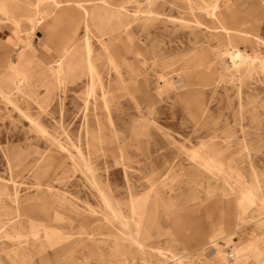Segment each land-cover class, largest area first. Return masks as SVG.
Instances as JSON below:
<instances>
[{
  "label": "rangeland",
  "instance_id": "374dc122",
  "mask_svg": "<svg viewBox=\"0 0 264 264\" xmlns=\"http://www.w3.org/2000/svg\"><path fill=\"white\" fill-rule=\"evenodd\" d=\"M102 1L106 10L94 20L91 3V30L75 38L71 75L52 68L49 84L21 75L0 94V264H226L219 245L216 263L213 248L193 242L221 223H230L232 235L220 236L222 247L231 239L226 253L236 251L230 264H264V0H221L222 15L218 0ZM19 2L24 38L53 53L68 25L41 30L38 16L31 32L24 3L36 0ZM10 34L1 22L0 39ZM5 42L0 58L16 54ZM235 50L246 59L233 63ZM196 151H215L232 168L228 181ZM152 185L168 204H158L142 249L130 208L135 201L139 214ZM51 192L69 204H49ZM80 212L88 223H75ZM54 219L61 229L49 227ZM42 235L64 236L50 246ZM36 236L31 257L14 252Z\"/></svg>",
  "mask_w": 264,
  "mask_h": 264
},
{
  "label": "crops",
  "instance_id": "0c3cea01",
  "mask_svg": "<svg viewBox=\"0 0 264 264\" xmlns=\"http://www.w3.org/2000/svg\"><path fill=\"white\" fill-rule=\"evenodd\" d=\"M58 1L63 5L62 8L60 9H57L54 6V0H49V2H45L44 4H41L42 5L41 9H44L49 15V20L47 22V25L45 26L44 29L41 28V30L48 29L50 31H53L63 24H67L69 29L64 34H62L63 35L62 42L60 45H57L54 48V52L51 54H47L40 49V46H44L46 42L39 41V44L37 45L36 42L34 41L35 38L32 35L28 37L29 39L24 38L23 36V32L25 31L23 30L22 19H20V16L18 15V13L23 9L21 7L23 3H20L19 0H14V1L9 0L8 6L6 5L3 6L2 4H5V3L3 0H0V9H2L3 11H6V10L10 11L6 17L1 16V19H2L1 21L5 22V19H6L7 24L11 29V34H10L11 36L7 40H4V39H0V40L6 41L5 43L11 48V50H16L15 55L8 54L5 57L0 58V82L15 83L21 77V75L26 76L27 78L32 80L28 72L30 69H33L34 77L36 78L37 76H39V79L37 82H40V84L53 83V80L55 79L56 75H55V71H52L51 69L57 68L55 63L62 56L64 48H67L68 46L73 45L72 43H74L75 38L79 33V30L82 29L84 9L90 12L92 9L90 8V6L89 7L87 6L90 5L92 2L95 5H99V6L100 4L101 6L103 5L102 0H58ZM110 1L111 3H115V4L124 2V0H119V1L110 0ZM24 4L29 6L28 14L25 17H27V20L30 24V31H31L33 27L32 25H34V22H35L34 19L37 14H33L34 9H35V7H32L33 2L24 3ZM79 25H82V26L80 27ZM239 29H242L241 26L237 28V30ZM242 33L246 34L248 37L250 36L249 33H246V32H242ZM199 52L200 50L195 49L193 53L189 55L188 58L186 57L187 58L186 63L188 62V60H192V58L197 59ZM204 56H208V54L206 53V55ZM77 60H80L79 55H74V59L68 65L67 75H71L74 72L73 68L75 67L77 63ZM32 82L33 80L31 81V83ZM195 153H199L207 159H212L214 160L216 164L220 165L223 168V170L221 171L223 173V179L227 180L228 176L232 175V168L230 166L226 167L219 160V157L218 155L215 154V151H211L210 153L196 151ZM197 161L201 166H204L203 161L201 162L200 159L199 160L197 159ZM39 195L40 196H38V198H41L40 193ZM146 195L149 196L150 202L144 208L140 209V212L138 215H134L132 212L133 210L131 209L132 207L130 208V214L133 219L132 220L133 222L130 224L134 226L136 221L141 223V239L149 247L150 245L148 244V241H150L151 238L153 237V234L151 233V230L149 227V224L152 221V217L154 219V217L157 216L158 211L156 210L160 202H162L166 207L168 203L166 199L162 196V193L158 189H156L154 185H152L150 191L144 194V196ZM46 196L47 197L44 200H46L49 204L55 205L57 208H60V210H62L64 205H66L67 203L69 204V201L67 200L66 197H55V195H53L52 192ZM153 208H156V209H153ZM71 209L72 211L79 212L78 208L73 205H71ZM57 220L58 219L52 220V222L49 224V227L56 229V230L61 229L60 227H56L52 225V223H54ZM73 220L75 221V223L83 224L84 222L88 223L89 218L86 212L84 213L80 212L79 215L75 217V219ZM73 220L70 219V221H73ZM229 227H230V223H224V224L221 223L220 227L218 228L209 226L208 230L204 231L203 229L197 232L196 235L193 236V242L196 243L197 246L198 244L201 245L199 249H206L207 247L213 248L212 247L213 245H219L222 251H226L229 249L228 247H232V245L230 244L231 239L228 240L227 247H222L220 245V239L222 237L220 236L221 234H224L225 237L231 236L232 235L231 232L226 233V230H228ZM42 236L47 242H49L50 246H54L60 241V239L63 238L64 235H60V236L54 235V236H51L50 238H46L44 235ZM25 238L26 237L17 240L18 241L17 246L15 247L14 252L16 254L28 253L27 256L31 257L29 255L31 253L30 248L31 249L37 248L36 242L39 240L40 236L34 237L33 243H30ZM117 243L119 245V248L123 247L122 241H118ZM45 249L46 247L40 246V248L38 249L39 250L38 252H43L45 251ZM189 254H191V252H189ZM189 254H181V255L175 254V256L176 257L179 256L180 258L185 260L188 258ZM217 258H218V252L215 250V256L213 260H215L216 263H217ZM28 264H32V262Z\"/></svg>",
  "mask_w": 264,
  "mask_h": 264
},
{
  "label": "bare ground",
  "instance_id": "6f19581e",
  "mask_svg": "<svg viewBox=\"0 0 264 264\" xmlns=\"http://www.w3.org/2000/svg\"><path fill=\"white\" fill-rule=\"evenodd\" d=\"M4 1V3L5 4H2L3 6H8V1L9 0H3ZM55 2H54V6L57 8V9H60V8H62V4L58 1V0H54ZM134 1V0H133ZM156 1V0H155ZM24 2V1H23ZM46 2V0H36V6H35V9H34V13L33 14H37L36 15V18H38V16H40V18H39V20L37 21V28L38 29H44L45 28V26L47 25V22H48V20H49V15L47 14V12L44 10V9H41V4H44ZM83 2V1H82ZM128 2V1H127ZM149 2V1H148ZM93 3V2H92ZM126 3V2H125ZM68 4V3H67ZM73 4V3H72ZM83 4V3H82ZM1 5V6H2ZM95 5V4H94ZM89 6H91V5H88L87 7H89ZM221 0H218L217 2H216V4L212 7V9H213V12H214V14L216 13V12H220L221 13V15L223 14V12H222V10H221ZM85 7H86V5H85ZM73 8V7H72ZM88 9V8H87ZM104 9H105V7H103V6H99V5H96L95 7H94V9H93V19L95 20V19H98V17H99V15H100V13L101 12H104ZM209 10V9H208ZM10 11L9 10H6V11H3L2 9H0V23L2 22L1 20V16H4V17H6L7 15H8V13H9ZM4 13V14H3ZM208 15H210V14H208ZM212 17V16H211ZM8 18V17H7ZM5 22L7 23V21H6V19H5ZM35 22H36V19H35ZM35 22H34V24H35ZM82 23H83V26L85 27V29L87 28V31H89V30H91V15H90V12L89 11H87L86 9H84V16H83V21H82ZM81 23V24H82ZM32 26H34V25H32ZM80 27L82 26V25H79ZM95 27V26H94ZM236 27V26H235ZM208 28V27H207ZM37 29V30H38ZM219 29V28H218ZM34 30V27H32V29H31V32ZM222 30V29H221ZM95 31V30H94ZM225 31H227L228 32V29H225ZM233 31V30H232ZM234 32H235V29H234ZM75 34V33H74ZM100 34V33H99ZM28 39V38H27ZM89 40V39H88ZM87 40V56H86V59H87V61H88V63H89V71H91V72H93L94 70H95V66H94V64H93V62H92V55H91V51H92V48H91V45H90V42ZM120 40V39H119ZM99 41H100V39H99ZM73 44V43H72ZM74 45V44H73ZM73 45H71V46H68L67 48H64V50H63V54H62V56L56 61V63H55V65H56V67H57V72H58V74H59V76L61 75H63V74H65V75H67V68H68V65H69V63L74 59V53H73ZM107 48V47H106ZM229 49V48H228ZM228 53V52H227ZM111 54H109V57H110V59H112L111 58ZM229 56H230V58L233 60V63H234V61H241V60H245L246 59V57L242 54V52L241 51H239V50H235V51H233V52H230L229 53ZM67 59H69V62H67ZM257 61V60H256ZM249 63V62H248ZM255 63V62H254ZM31 64V63H30ZM113 64H115V63H113ZM237 65V64H236ZM235 65V66H236ZM213 66V65H212ZM214 68V67H213ZM196 70V69H195ZM29 76H30V78L32 79V80H34V72H33V69H30L29 70ZM93 74V73H92ZM6 81V80H5ZM7 82H0V94H2L3 96H5V97H7V95H6V88H7ZM8 87H10V86H8ZM48 92V91H47ZM201 157V156H200ZM197 158V157H196ZM203 159H205V158H203ZM214 162V161H213ZM209 163V162H208ZM208 165V164H207ZM231 174V173H230ZM230 178V177H229ZM237 178H239V177H237ZM237 181H238V179H237ZM42 187V186H41ZM47 188V187H46ZM5 189V188H4ZM51 189V188H50ZM40 191V190H39ZM2 192V191H1ZM104 192H106V191H104ZM6 193V192H5ZM1 194V193H0ZM103 194V193H102ZM6 195V194H5ZM104 195V194H103ZM104 198H105V196H104ZM130 198V197H129ZM107 199V198H106ZM132 200V199H131ZM130 199H129V201H131ZM106 203L108 204V207H109V210L113 213V215L115 214V212H117V213H119L118 211H115L114 212V210H113V208H112V205L109 203V201L107 200L106 201ZM134 203H135V201L132 203L133 204V207H132V204H131V209H133L134 211H132L133 212V214L135 213V209H134ZM111 205V206H110ZM144 205V204H143ZM139 207V206H138ZM17 209V208H16ZM116 210H117V208H115ZM138 209H140V208H138ZM116 216V215H115ZM122 216V215H121ZM116 218H117V216H116ZM118 219V218H117ZM116 220V219H115ZM123 220V219H122ZM121 220V221H122ZM90 221H92V220H90ZM95 221V220H94ZM124 221V220H123ZM123 221H122V224H123ZM97 222V221H96ZM98 223V222H97ZM99 224V223H98ZM102 224V223H101ZM119 224H121V223H119ZM97 225V224H96ZM128 223H125V226H127V228H128ZM135 228H136V233H138L139 235H140V238H138V239H136L135 237V239L134 238H132L133 240H135V241H133V242H135L136 244V246H138V247H140V248H147L148 246L144 243V241H142V239H141V233H140V230H138V227H139V224L137 223V222H135ZM129 229V228H128ZM127 229V230H128ZM46 230V229H45ZM135 230V229H134ZM47 233V232H46ZM80 234V233H79ZM92 234V233H91ZM96 234V233H95ZM212 234V233H211ZM135 234H133V236H134ZM82 236V235H81ZM37 237V236H36ZM85 237H87V236H85ZM210 239V238H209ZM132 242V243H133ZM215 246V245H214ZM224 255H225V262H226V264H230V259H229V257H232V258H234V254H236V251L235 250H233V252H231L230 254L229 253H226V251H223L222 252ZM233 253V254H232ZM222 255V254H221ZM220 257V256H219ZM236 260V259H235ZM234 260V261H235ZM235 264H238V261L236 260L235 261Z\"/></svg>",
  "mask_w": 264,
  "mask_h": 264
}]
</instances>
